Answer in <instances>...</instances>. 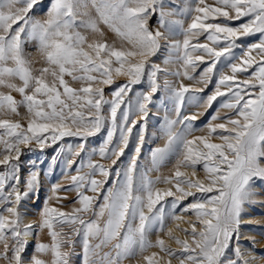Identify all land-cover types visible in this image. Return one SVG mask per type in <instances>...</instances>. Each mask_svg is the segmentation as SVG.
I'll list each match as a JSON object with an SVG mask.
<instances>
[{
  "label": "snow or ice",
  "instance_id": "snow-or-ice-1",
  "mask_svg": "<svg viewBox=\"0 0 264 264\" xmlns=\"http://www.w3.org/2000/svg\"><path fill=\"white\" fill-rule=\"evenodd\" d=\"M40 2L0 0V87L22 97L17 101L11 94L0 92V165L5 168L0 172V261L70 264V252L65 249L74 248L73 236H79L84 264H123L152 248L170 257L166 264H172L171 258L179 264H258L255 256L242 249L240 241L245 206L253 203L257 183L264 184V0H215L216 6L198 0L196 6L186 9L191 23L183 29L185 38L182 43L168 45L183 62V76L207 86L222 56L231 73H217L215 90L206 98L196 95L203 88L190 89L183 84L175 87L167 81L162 86L157 81V74L164 70L149 58L160 51L161 41L170 40L177 27V23L166 19L163 0H49L45 18L37 19L29 13ZM158 6L157 26L150 27L149 18L157 13ZM242 17L248 19L239 26L227 23ZM105 30L116 35L119 47L107 42ZM257 33L259 42L247 46L236 57L233 50L245 47L237 40ZM202 35L210 43H191ZM29 41L36 43L40 67H34L30 58L33 54L26 52ZM193 53L200 54L193 58ZM205 56L211 63L199 79L189 75V69L195 71L196 62H204ZM240 73L248 75L239 80ZM66 76L81 86L71 87ZM118 77H126L127 82L117 85L110 93L112 99H106L104 86L113 85ZM145 80L148 90L137 91L134 100L125 104L133 87ZM157 91L174 100L177 118L165 116L166 144L152 152L151 162L158 171L167 159L175 157V171L152 180L146 172L137 174L133 158L123 172H113L92 159L94 149L87 163L77 169L78 173L85 168L88 171L72 176L71 185L64 189L76 193L73 203L79 207L70 212L53 207L52 200L60 203L68 198L59 195L60 185L54 184L38 220L35 224L25 223L23 204L38 198L41 179L34 168L21 182L22 148L32 151L35 145L43 150L50 146L49 142L55 144L65 136H79L86 142L107 124V138L98 155L116 165L128 146L136 117H140L145 124L136 141L135 153L139 156L147 106ZM188 93L187 99L200 108H211L217 97H226L220 107L233 115L216 123L221 118L219 113L213 114L206 126L207 134L196 135L205 132V128L193 123L200 113L181 114ZM122 104L125 110L120 112L118 123L117 112ZM20 107L26 109V127L19 121L2 118L20 117ZM213 139L220 143H213ZM77 147L83 150L84 143ZM74 155L78 156L79 151ZM198 166L204 179L197 176ZM109 177L113 184L105 189ZM160 183L170 187L161 190L156 187ZM168 197L172 198L168 203H160ZM189 197L193 200L178 214L176 209ZM165 207L170 209L167 215L174 222L183 221L187 213L195 216V222H189L190 232L188 228L179 229L184 239L174 236L166 225ZM89 215L94 218H86ZM154 228L179 246V254L164 239L155 243L149 239ZM45 230L51 242L37 240L33 253L26 255L29 239L39 237ZM109 246L111 252L102 251ZM93 257L98 260H90ZM144 259L147 264H161L163 257L152 252Z\"/></svg>",
  "mask_w": 264,
  "mask_h": 264
},
{
  "label": "rangeland",
  "instance_id": "rangeland-1",
  "mask_svg": "<svg viewBox=\"0 0 264 264\" xmlns=\"http://www.w3.org/2000/svg\"><path fill=\"white\" fill-rule=\"evenodd\" d=\"M205 3L211 6H216L215 0H205ZM198 4V0H163V10L166 14V19L170 22L177 23V27L175 28L174 34L168 41H161V49L160 51L153 57H150V62H155L158 64L161 69L164 71L157 74V81L162 86L165 81L169 84L179 87L180 84H183L190 89L203 88V91L197 92L196 95L206 98L209 94H211L215 90V84L218 80L217 73L223 71L226 74H231L230 70L225 66V57L220 58V63L216 65V69L214 70V74L211 76V82L204 86L202 84H196L194 80H188L183 76L184 66L182 60L177 59V54L171 51L168 47L170 43L180 42L182 43L184 40L183 29H186L188 25L191 23V17L187 13L186 9L189 7H194ZM49 6V0H41L40 3L34 6L29 15L35 16L37 19H44L45 12ZM160 11V6L157 7V13L152 15L149 18V26L155 27L156 22L158 20ZM248 18L242 17L240 20L228 21L230 26H239L241 23L246 22ZM219 22V21H217ZM179 24L183 25V28L179 27ZM106 31V39L107 42L113 43L115 42L117 47L120 46V42L116 35L110 31ZM91 39V37H90ZM260 39V34H254L249 36H242L239 40H237V44H243L244 48H236L233 50L236 57H239L243 54L245 48L253 43H258ZM192 44L196 43H210L206 40L205 35L199 36L198 38H194L191 41ZM211 46V45H210ZM26 52L32 53V58L34 61V67H40L41 64L39 61L38 53H36V43L34 41H29L26 45ZM200 53H193V58ZM182 55V53H181ZM255 55V53H253ZM167 61V63H165ZM197 67L195 71H191L189 69V75L193 76L196 79H199L204 69L211 63V59L205 56L204 62L197 61ZM252 69H249L251 72ZM177 72H180L181 75H175ZM247 73L238 74V79L243 80L247 77ZM65 80L68 81L69 85L74 88H79L81 85L73 81L71 77L66 76ZM19 84V81H15ZM127 82L126 77H118L115 79V82L111 86H104L105 98L112 99L110 93L117 86ZM148 85L145 82L137 84L133 87L132 92L128 94L125 98V104H127L128 100H134V94L137 91H147ZM222 91H226L223 87ZM62 91V89H61ZM0 92L4 94H11L17 101H20L22 97L19 93L11 91L7 88L0 87ZM191 93L186 94L184 106L181 110V114H192V113H200L198 119L194 121L195 127H203L205 128V132L200 133L197 132L196 135H205L207 134V124L210 121V117L213 114L219 113L221 120L216 121V123L221 122L225 117L233 115V113L229 112V110L221 108V102L226 99V97H217L216 101L213 102L211 108H200L197 106L196 102L189 101L187 96ZM148 117L146 122V128L144 129V144L141 146L139 156H136L135 147L136 141L138 137L139 130L142 125L145 124L144 119L140 117H136V125L132 128L131 133L129 134V142L128 146L124 148V154L119 157L116 162V165H112L110 160L101 159L98 155V150L106 141L107 134L109 131V126L106 124L103 129L99 133L94 136L87 137L86 142L81 139L79 136H65L63 139L57 141L55 144H51L50 146H46L43 150H40L38 147L33 145L34 150L29 151V148H22L23 155L20 158V176L21 182L27 178L30 171L36 170L39 171L41 186L39 189V195L37 199H29L23 204L24 215H25V223H30L29 218H33L35 221L39 218V213L41 207L44 205L46 198L51 194V188L54 184H59L61 191L59 195L67 196L66 200L57 203L55 200H52L50 203L53 207H61L63 211L70 212L73 207H79L78 204H74L73 201L76 199L75 192H65L64 189L68 188L71 185V177L78 174H85L88 170L87 168L83 169V171L79 172L77 169L81 165V163L86 164L89 158V155H92L93 150H96V154L92 155V159L98 163L105 164L106 167L110 168L113 172L116 170H123L128 166L130 160L133 158L136 159L137 163V174L146 172L148 177L152 180H156L158 177L163 178L171 175L175 171L176 158L170 157L167 159L157 171L151 162L152 152L157 148H163L166 144V138L164 136L163 127H164V118L167 115L170 119H176L174 107L175 102L172 98H170L163 91H157L152 96V103L148 106ZM105 115H108L107 108L105 105ZM124 105H121L120 110L117 112V121L119 123L120 120V112L124 111ZM20 117L16 116H3L5 119H13L14 121H19L23 126H27L26 117V109L23 107L19 108ZM131 119V117H130ZM177 131H179V127H177ZM119 133L113 138V145L118 138ZM213 143H220V141L213 139ZM84 143V149H78V145ZM111 147V146H110ZM64 150L61 152L60 149ZM79 151V155H74V152ZM69 161H72L71 165H69ZM32 162H35L34 165ZM200 166H198L197 176L200 179H204V173L202 170H199ZM5 170L4 166L0 165V172ZM181 171H188L190 173V169H181ZM97 179H102L97 176ZM122 178V177H121ZM195 179V178H193ZM113 184V178L109 177L107 183L104 185V188H108ZM156 187L161 190L170 187L169 185L160 183L157 184ZM8 190L7 188L5 189ZM256 196L254 197L253 203L246 205L244 216V223L241 225L242 238L240 244L242 249H247L251 255L257 258L258 264H264V184L257 183L255 186ZM88 195H92V193H87ZM101 195H103V190L101 191ZM197 195H200L197 193ZM172 198L168 197L166 200H162L161 204H166ZM193 200V197H189L182 202L180 207L176 209V212L179 214L181 208L188 204ZM159 204L156 206L159 208ZM3 211V207L0 206V212ZM146 214H147V210ZM164 212L166 214L165 223L168 227H170L173 231L174 236H179L181 239L185 238V234L179 229L188 228L189 232L191 231L189 222H195V216L191 213L184 214V220L180 222H174L170 218H168V213L170 209L165 207ZM88 219H93L91 215L86 217ZM177 223H179V228H177ZM70 229L65 228V232L70 233ZM199 231V226H198ZM190 239V237H188ZM149 239L155 243L157 239H164L168 246L173 250H176L179 254V246L174 243L165 233H158L154 228L153 231L149 234ZM37 240L41 243H50V237L48 236L47 230L37 237ZM37 240L35 244L37 243ZM73 240L75 243L74 248H66L65 250L70 252V264H84V249L81 237L73 236ZM97 241H92V243H96ZM0 251H2V247H0ZM30 251V245H28L27 253L30 255L33 251ZM103 252H111V246L102 249ZM152 252L158 253L159 256L163 257L161 264H166V261L170 259L164 253H160L158 248L149 249L147 252L137 255L135 258H128L123 261V264H147L144 259V256L151 255ZM114 255V253H113ZM46 260H50L51 257H41ZM172 259V264H179V262L175 258ZM90 260H98V257L90 258ZM0 264H5V262L0 261Z\"/></svg>",
  "mask_w": 264,
  "mask_h": 264
},
{
  "label": "bare ground",
  "instance_id": "bare-ground-1",
  "mask_svg": "<svg viewBox=\"0 0 264 264\" xmlns=\"http://www.w3.org/2000/svg\"><path fill=\"white\" fill-rule=\"evenodd\" d=\"M29 222L35 224L36 221L31 217V218H29ZM36 240H37V237L35 235H33V237H31L29 239L28 245H30V251H29L30 253H31V251H33V245H35Z\"/></svg>",
  "mask_w": 264,
  "mask_h": 264
}]
</instances>
